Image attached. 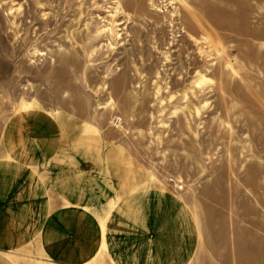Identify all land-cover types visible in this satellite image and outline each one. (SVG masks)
<instances>
[{"label": "rangeland", "instance_id": "rangeland-1", "mask_svg": "<svg viewBox=\"0 0 264 264\" xmlns=\"http://www.w3.org/2000/svg\"><path fill=\"white\" fill-rule=\"evenodd\" d=\"M29 110L112 156L138 201L176 202L205 251L189 264L222 235L223 264H264V0H0V136ZM33 172L57 205L62 173ZM34 244L0 264H78Z\"/></svg>", "mask_w": 264, "mask_h": 264}, {"label": "bare ground", "instance_id": "bare-ground-1", "mask_svg": "<svg viewBox=\"0 0 264 264\" xmlns=\"http://www.w3.org/2000/svg\"><path fill=\"white\" fill-rule=\"evenodd\" d=\"M61 120V117L48 118L36 110H29L15 115L4 133L0 151V245L10 253H21L24 245L35 240L41 251L39 254L59 255L65 261L70 259L78 264H92L97 258L99 264H116L113 254H108L107 260L103 253L110 244L106 235H121L125 230L132 233L130 225L146 208L141 206L138 212V202L131 193L133 185L126 175H117L115 159L109 156L107 162H99V153L91 150L89 142L81 149L73 146L70 125ZM57 137L64 141L58 142ZM33 156L37 158L33 160ZM116 161H119L117 157ZM33 163L47 164L52 173L66 174L76 184V189H61V192L56 189L54 193L59 195L60 201H55L57 205H54L48 193L37 189L40 185L36 173L31 170ZM95 177H100V181ZM52 184L55 188L66 186L58 179ZM111 188H117L114 190H119V197H123L106 198ZM150 191L147 193L154 195ZM108 201L111 205L114 203L109 209ZM93 203L98 208L91 207ZM151 207L154 209L149 208L141 217L139 215L142 221H153L159 227L148 234L165 237L178 229L179 237L192 238L193 229L185 227L187 218L183 211L179 219L184 228L177 225L174 229L168 226L167 214L153 203ZM35 214L37 218H33ZM132 247L133 243L121 247L123 255L119 259L116 257L117 264L137 261ZM115 249L118 250L116 246ZM106 251L109 253L108 248ZM149 257L153 259L144 255L142 261Z\"/></svg>", "mask_w": 264, "mask_h": 264}, {"label": "crops", "instance_id": "crops-1", "mask_svg": "<svg viewBox=\"0 0 264 264\" xmlns=\"http://www.w3.org/2000/svg\"><path fill=\"white\" fill-rule=\"evenodd\" d=\"M7 127H8V125L2 128V136H0L2 138V141H3L4 133L7 129ZM0 135H1V133H0ZM37 165L38 164L33 163L31 170L33 171L34 168L37 167ZM34 166H36V167H34ZM62 175H63V177L58 178V181L63 180L64 183L66 184V186H63L61 188L62 189H76V184L74 182H72L69 179V177H67L66 174H62ZM55 189H60V188H55ZM158 198H159L158 200H160L161 202L156 200L155 194L150 196L148 193H146V196L143 198L142 202H140V201H138L137 196H135V199L138 202V204L136 205L138 212L141 210V206H144L146 209L139 212L138 219L136 220V222L134 224L130 225L131 226L130 229H131L132 233H129L128 230H125V231H122L121 235H117V234L115 236H111V234L106 235V236H109V238L107 239V242L110 243V244H107L110 247L108 254L110 256H111V254H113L115 256V263L116 264L118 263L117 260L120 257H122L121 255H123L121 247L127 246L128 243H130V244L133 243L132 253L134 254V257H137V261H134L133 264H171V263L189 264L190 261L192 260L193 256H195V254L197 257L199 255L205 254L204 253L205 251H202L200 249V246H199V243L197 240L198 239V231H197L198 225L196 226L195 223H192L190 218L187 216V213L183 209H180L176 202H173V201L168 202L167 201L168 204H166L164 202L166 204V206H165L162 202V201H164V197H163V200H162V196H158ZM166 200H168L167 197H166ZM152 203L155 204V206L158 207L162 213L167 214L168 217H166V219H169L168 226L173 227L174 229H176L178 226L183 227L182 219H179L180 212L183 211L184 216L187 218V221L185 223L188 224V225L186 224L185 227L191 226V228L193 229L192 230V233H193L192 238L191 239H188V238L183 239L181 236L179 237L177 234L178 229H177V231H173L171 234L166 235L165 237H163L162 235L148 234V232H150L154 228L158 229L159 227L153 221H148V222H145L144 220L142 221L141 218H139V215L141 217L143 212H145L146 210H149V208H151V210L154 209V207H151ZM29 226L32 227V225H29ZM124 234H126L128 236L125 240L126 241L128 239H130V240H129V242H126L127 244L125 243L123 245H120L119 239H120V237L122 238L124 236ZM207 236H208V233H207ZM33 241H35V240H31L30 245H32ZM228 241H229V239L224 237L223 235L220 238L219 243L214 242V240H213V243L208 246L211 250V254L209 255V257L206 258V261L201 259L203 261L202 262L200 261L199 264H223L221 262V259L219 256L222 255V252H223L224 246H225V245H222V243L224 244ZM113 242L116 245L112 244ZM36 243L37 242L35 241L34 245H37ZM115 246L117 247L118 250L115 249ZM118 246L120 247V249ZM222 246H223V250L221 251ZM232 246L235 247L234 245H232ZM238 247H241V246L239 245ZM0 249H3L4 251H8V249L2 248L1 245H0ZM195 251H196V253H195ZM8 253H10V252L8 251ZM217 254H218V256L216 258V260H217L216 262L213 260H210L211 257L215 258V256ZM144 255L145 256L150 255L153 257V259H150V257H149L147 260H144V262H143L142 258ZM116 257H118V259ZM248 257H250V255Z\"/></svg>", "mask_w": 264, "mask_h": 264}]
</instances>
